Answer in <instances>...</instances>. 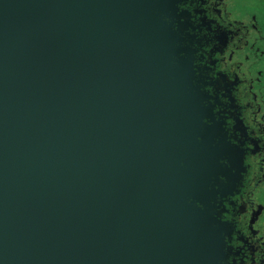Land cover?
Segmentation results:
<instances>
[{
    "label": "water",
    "instance_id": "1",
    "mask_svg": "<svg viewBox=\"0 0 264 264\" xmlns=\"http://www.w3.org/2000/svg\"><path fill=\"white\" fill-rule=\"evenodd\" d=\"M185 1L0 0V264H229L244 153Z\"/></svg>",
    "mask_w": 264,
    "mask_h": 264
},
{
    "label": "flooded vegetation",
    "instance_id": "2",
    "mask_svg": "<svg viewBox=\"0 0 264 264\" xmlns=\"http://www.w3.org/2000/svg\"><path fill=\"white\" fill-rule=\"evenodd\" d=\"M196 66L217 119L244 153L238 192L224 200L229 264H264V0H186Z\"/></svg>",
    "mask_w": 264,
    "mask_h": 264
},
{
    "label": "clouds",
    "instance_id": "3",
    "mask_svg": "<svg viewBox=\"0 0 264 264\" xmlns=\"http://www.w3.org/2000/svg\"><path fill=\"white\" fill-rule=\"evenodd\" d=\"M166 19V18H165Z\"/></svg>",
    "mask_w": 264,
    "mask_h": 264
}]
</instances>
